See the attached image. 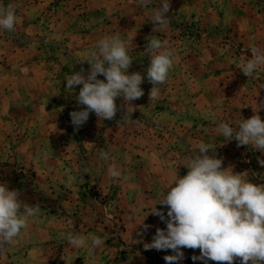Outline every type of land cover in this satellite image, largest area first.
<instances>
[{
	"label": "rangeland",
	"instance_id": "374dc122",
	"mask_svg": "<svg viewBox=\"0 0 264 264\" xmlns=\"http://www.w3.org/2000/svg\"><path fill=\"white\" fill-rule=\"evenodd\" d=\"M3 3L15 6L18 22L13 32L0 31V182L40 212L0 251V264H166L171 250L144 249L156 228L166 229L147 214L176 175L187 174L201 142L209 155L223 158V168L264 184V153L218 132L221 122L235 128L264 101V66L249 77L240 69L253 46L264 50V0H171L170 23L162 30L151 22L160 0L148 7L139 0ZM114 34L134 36L127 71L145 77L144 95L131 102L130 117L118 97L114 119L99 120L92 112L77 129L69 113L85 107L76 101L82 85L71 92L65 80L81 68L87 75L90 65L81 61ZM153 37L168 41L174 64L167 82L157 86L159 96L149 99L146 45ZM255 114L264 120V109ZM101 151L112 159H101ZM113 163L126 181L108 177ZM156 207L167 218V207ZM143 219L151 227L138 235ZM69 234L104 243L89 255L70 245ZM181 251L176 264H204L192 259L199 249Z\"/></svg>",
	"mask_w": 264,
	"mask_h": 264
},
{
	"label": "clouds",
	"instance_id": "9594fccd",
	"mask_svg": "<svg viewBox=\"0 0 264 264\" xmlns=\"http://www.w3.org/2000/svg\"><path fill=\"white\" fill-rule=\"evenodd\" d=\"M152 3L153 0H139L141 7ZM170 3L171 0H160L159 7L153 9L151 22L157 30L170 23ZM17 22L15 6L11 3L5 6L0 0V31L13 32ZM133 38L123 40L119 34H114L100 39L89 56L81 61L90 65L87 75L81 68L66 78V88L71 92L75 86L82 85L76 101L85 107L69 113L75 128L86 123L92 112L99 120L114 119L120 110L115 102L118 97L124 101L120 108L126 109V114L131 116L134 111L131 102L144 95L141 84L145 79L140 72L129 74L127 71L133 61L129 55ZM146 50L151 55L146 79L153 85L149 99H155L160 94L157 86L167 82L173 68L174 52L168 41L155 37L148 40ZM251 52L252 57L240 68L246 77L264 66V50L253 46ZM98 75L105 77L106 82L98 79ZM129 108L132 109L130 113ZM258 109H264V101ZM259 111L248 119L242 118L235 128L221 122L218 132L227 141L235 139L238 146L250 145L253 150L264 153V120L255 114ZM209 152L208 145L201 142L197 155L190 157L186 166L187 174L183 177L176 175L163 199L148 212L147 216H158L166 224V229L156 228L152 242L145 243L144 249L171 250L174 255L164 256L166 264L182 260V248L199 249L200 255L192 259L202 260L204 264L208 260L217 264H234L236 259L240 264H264V184L249 182L243 175L245 172L236 173L232 166L223 168V158L209 155ZM99 156L105 161L112 159L106 151H101ZM259 163L264 166V160H259ZM107 175L113 180L128 179L122 177L115 163L108 167ZM157 204L167 207V218L156 207ZM141 210L133 211L138 214ZM39 212L38 205L22 201L17 189L10 190L7 182H0V251L10 246L28 227L30 218ZM144 219L135 227L142 229L138 235H143L151 227L144 224ZM67 240L75 249L86 248L89 255L104 243L97 236H92L89 243L79 234H69Z\"/></svg>",
	"mask_w": 264,
	"mask_h": 264
}]
</instances>
